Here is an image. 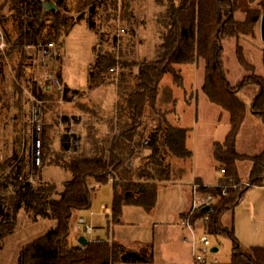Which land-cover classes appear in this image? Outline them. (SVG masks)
<instances>
[{
  "label": "trees",
  "instance_id": "1",
  "mask_svg": "<svg viewBox=\"0 0 264 264\" xmlns=\"http://www.w3.org/2000/svg\"><path fill=\"white\" fill-rule=\"evenodd\" d=\"M119 1L122 19L129 27V39L128 49L121 52L114 108L106 111L99 104L85 100L87 93L99 86L114 85V82L107 81L112 76L109 69L116 63V53L100 43L93 47L95 62L90 67L87 88L71 89L64 85V90L60 91L34 87L37 97L44 103L56 94L68 104L76 102L73 108L87 115L83 151L73 152L69 155L70 159H50V163L54 161V165L70 173L64 188L60 191L55 183L42 181L41 168L37 172L39 180L31 182L28 163L22 158L17 159L18 149L11 159H6L0 166V250L4 239L16 230L22 209L32 221L40 218L55 221L54 226L21 247L15 264H130L153 260L152 243L143 244L137 250L127 248L116 240L108 242L102 238L89 241L85 246L72 245L71 222L76 212L91 206L97 186L109 183L111 177H114L111 182V222L120 223L124 206H139L151 213L161 185L189 176L193 159L189 146L191 128L179 126L173 121L178 100L175 90L183 81L180 65L203 60L202 90L210 102L230 115V128L224 141L213 144L216 162L225 164L226 168L219 181L224 183L229 178L239 180L238 162L249 160L248 179L257 186H264V151L247 155L238 153L236 149L237 135L247 113V104L238 93L251 82L258 85L259 91L251 101V111L264 122V78L255 77V81L248 82L244 78L238 85H232L226 75L222 45L224 39L255 36L264 15V0H249L257 2V7L248 9L244 20L235 17L240 0H155L160 8L154 19L158 41L153 57L142 61L129 58L135 51L133 0H75L73 7L75 12L80 13L77 20L89 10L87 20L91 29L96 28L98 21L108 28L112 21H116ZM53 4L55 7H51ZM63 7H68L67 0H0V24L6 43L5 53L0 52V73L8 61L14 71V116L18 120L26 113L30 119L32 110V102L20 85L25 82L26 46L38 41L45 27L44 18L48 16L54 17L49 39L59 41L63 38L73 20L63 14ZM97 11H100L98 18L95 17ZM6 22L11 24L12 30L7 29ZM236 52L239 64L245 70H253L255 65L247 61L240 45H237ZM262 62L264 65V50ZM166 76H170L169 81L164 79ZM76 97L78 100H75ZM6 100V94L0 89V110L11 108ZM73 108L66 107L68 111ZM3 115L0 121L7 122L9 117ZM146 117L157 120V124L145 135L144 146L149 153L135 167L128 168L125 160L134 154L136 147L142 145L143 133H139L138 128ZM41 131L43 166L54 130L46 124ZM62 138V149L67 152L70 149L69 137L65 134ZM54 155L59 157V154ZM196 181L201 182L199 179ZM202 191L212 192L218 198L213 211L201 208L196 217L208 214L209 220L204 223L208 234L227 236L233 245L230 260L214 264H264V246L244 250L234 228L225 226L222 221L223 215L234 210L246 190L231 189L226 196H219L220 190L216 187L206 186Z\"/></svg>",
  "mask_w": 264,
  "mask_h": 264
},
{
  "label": "rangeland",
  "instance_id": "2",
  "mask_svg": "<svg viewBox=\"0 0 264 264\" xmlns=\"http://www.w3.org/2000/svg\"><path fill=\"white\" fill-rule=\"evenodd\" d=\"M74 3L75 0H67L68 7L62 8L63 14H65L67 17L73 18L70 28L66 31L62 39L59 41L49 39L50 33L52 32L54 17L48 16L44 18L45 27L43 28L42 35L38 38V41L35 44H28L26 46L27 57L25 61V82L21 83L20 85L24 89L27 97L30 98V101L32 102V108L34 104H36V101L33 99V97L41 100L37 97V92L34 91V87H36V89L55 88L62 91L61 89L57 88L54 81L49 80V70L41 66L40 60L43 53L42 50L43 46L46 44L54 42L61 45V66L57 76L63 89V82L66 83L69 88L85 89L88 87L90 67L95 62V53L93 47L96 45V43H100L105 49L112 50L113 33L118 25H121L126 30L123 37L122 51H126L128 49L127 43L129 39V27L127 22L122 19L119 6L120 1L117 8L118 12L116 21H112L108 28L103 27L101 22L98 21L96 24L97 26L94 29H91L88 25L87 18L89 16V10L84 11V17L77 20L80 13L74 11ZM132 7L136 15V24L134 27L135 51L132 56H129V58H134L138 61H142L144 59L149 60L153 57L155 43L158 41L157 35L154 31V19L160 8L156 6L155 0H133ZM255 7H257V2L251 3L249 0H240V8L238 11H236L235 17L238 20H244L247 10ZM95 14V17L98 18L100 11L95 12ZM5 26L7 29H11L10 23L6 22ZM0 44H4L3 48L0 49V52H4L6 43L1 24ZM222 45L224 47L223 59L226 75L232 85H238L244 78L247 79V82L255 81V77L264 78V65L262 62L264 41L260 36V22L258 24L255 36L241 35L238 39H224L222 41ZM237 45L242 47L247 61L250 64L255 65L253 70H245L239 64L236 52ZM204 66L203 60H201L199 67L196 65L178 66L181 69L183 81L182 84L176 87L175 90V95L178 98V102L174 116L177 118L181 117L182 121L180 123L182 126L193 128V132L191 133L192 144H200L208 138H213L214 140H217L220 137L222 138L223 134L227 132L228 129V120L226 118L228 112L210 102L202 90V84L204 82ZM113 77V74L112 76H109L107 82H114V85L105 84L99 86L90 93H87L85 100H91L94 103H97L96 101H99L101 98L102 104L106 108L113 109L115 106L114 102L116 101L117 97L115 86L117 85V81H114ZM38 78H41L42 84L37 82ZM164 79L169 81L170 76H166ZM14 80V71L11 64H9L7 61L3 72L0 73V89H2L3 93L6 94V102L10 104L11 108L9 110H0V118L3 114L4 117L6 114L7 117H9L7 122L0 121V166L5 162L6 159H11L18 149L19 156L17 159L22 158L26 163H28V169H30L28 172L29 179H32V181L35 183L39 180L37 176L38 168H41L42 178L43 169L48 167L44 171V177L48 180L47 182L55 183L57 189L61 191L64 188L65 181L70 177V173L63 168L54 165L56 162L52 161L50 163V159H70L69 155H73V152L81 153L83 151L85 147L86 123L88 121L87 115L73 108L75 107V101V103L68 104L63 99V97H59L56 94L51 100H47L46 103L41 100L43 102L41 106V126L46 124L51 125L54 131L45 165L34 167L32 165V149L33 138L35 135L33 133V126L31 123L32 110L30 119L28 118L27 113L22 119L18 120L15 118L16 116L14 115L16 111L14 108V103L16 88L13 83ZM258 91V85L255 82H251L250 84L243 87L239 91L238 95L245 103L249 104L251 102L252 96H255ZM198 95L199 102L197 101ZM75 100H78V97H76ZM197 102L199 103V110L197 109ZM205 103H208L207 105H209V109H204L203 104ZM67 106H72L73 109L68 111V109H66ZM219 111H223L224 113L220 121L217 119L219 116ZM197 120L198 122L196 123ZM212 124L214 125V128ZM70 131L72 132L71 135H79L81 138L82 142L79 149L70 148ZM65 134H67L69 137L68 143L70 149L67 152H64L62 146L60 145V138H62ZM145 134H147V132ZM259 138L260 134L257 132L255 134L256 143L253 145L252 143L248 142V135H243L240 143V151L259 152ZM148 153L149 151L147 150L146 155L136 159L134 165H132L131 168L135 167L139 160L142 157L147 156ZM54 154H59V157H56ZM242 161L244 163L243 165H246L249 162L248 160ZM221 165L225 166V164ZM213 172H215V170H213ZM239 179L246 178L240 177ZM42 181H44L43 178ZM254 190H258V188L253 187L248 189L249 192ZM112 199L113 188L111 182L99 185L97 186L93 196L91 206L88 209L78 212L79 216L89 218V213L93 211L94 216L92 217V223L95 228L94 232L90 235L91 237L95 238V236L97 237L98 234L100 236L103 233L106 234V229L104 227L106 226L105 219L107 217L106 214L111 210ZM76 213L73 215L71 222L70 242L72 245H76L78 243L77 233L86 235L82 232L78 219L76 220ZM244 213L245 211H242L240 214V227L243 228L245 238H248L251 234H253L254 230L262 231V228L259 229L258 226H251L253 225L251 222H249L251 219L248 218L246 215L247 213L245 215ZM233 215V211H227L225 213V221L230 227L231 224H233ZM252 220L255 221L257 219L252 217ZM54 223V220L52 222V219L48 218H40L37 222L32 221L28 217L25 209H22L18 216L16 230L12 234L8 235L2 243V245L4 244L3 247L6 249L4 251L5 253H3V256L0 259V264H15L17 262L21 247L26 242L43 234L48 228H50L49 226ZM209 239L211 244L213 246H217L219 250L217 252H212L210 250L207 251L205 255L207 264L229 261L232 255V241L224 235H209ZM261 245L264 244L262 243ZM243 249L248 251L250 247H244Z\"/></svg>",
  "mask_w": 264,
  "mask_h": 264
},
{
  "label": "crops",
  "instance_id": "3",
  "mask_svg": "<svg viewBox=\"0 0 264 264\" xmlns=\"http://www.w3.org/2000/svg\"><path fill=\"white\" fill-rule=\"evenodd\" d=\"M200 64L201 60L198 63L189 65H196L197 67H199ZM63 85L67 84L63 82ZM253 97L254 96H252L251 101ZM197 101L199 102V95L197 96ZM96 102L100 104V106H102L104 110H112V108L108 109L102 104L101 98ZM198 102L197 109L199 108ZM114 103L116 104V101ZM207 104L208 103L203 104L204 109L210 108ZM218 115L219 116L217 119L220 121L224 115L223 111H219ZM226 118L228 120V129L227 132L223 134L222 138L220 137L217 140L208 138L200 144H192L190 135L189 146L193 151V159L189 176L184 180L161 185L158 191L157 203L153 212L148 213L146 210L139 206L126 205L122 210V221L120 223H113L111 222L112 210H110V212L106 214L107 217L105 219L106 226L104 227L106 229V234L103 233L101 234V236L98 234V238L95 236L94 239H100L101 237H103L102 239H106L108 242L116 240L125 247L133 250L139 249L143 244H153V260L151 262H138L130 264H190V246L187 242L184 241V237L187 235V233L183 228L181 222V219L183 217L182 214L189 207L190 183L193 180L199 179L205 185L212 186L216 184L221 178V175L218 174V168L219 166H221V164L216 162L214 158L213 144L215 142L224 141L230 128L229 113ZM173 121L175 123L178 121L176 124L182 126L180 123L182 121L181 117L177 118L176 116H174ZM197 122L198 120L196 121V123ZM212 126L214 128L213 124ZM191 130L192 133L193 128H191ZM257 132L258 134H260L259 152H241L240 143L242 136L247 134L249 139L248 142L254 145V143H256L255 134ZM60 145L63 147V138H60ZM236 149L238 153L247 155H256L264 151V122L262 119L256 117V115L251 111V102L247 104L246 117L237 135ZM243 164V161L238 162L239 175L241 178L248 179L251 162L249 161L246 165ZM46 168L48 167H45L42 171V178L44 181H48L44 177V171L46 170ZM213 170H215V172H213ZM69 178H67V180ZM256 188H258V190H254L251 192L246 190L244 196L240 199L239 203L233 210V224H231V226L234 228L235 235L238 237L243 248L257 245L264 246L261 245L262 243L264 244V187L257 186ZM242 211H245L244 215L247 213L246 215L251 219V221H249L253 224L251 226H258L259 229L262 228V231L254 230L253 234H251L248 238H245L243 228L240 227V214L242 213ZM75 217L76 220L79 218L78 212L76 213ZM252 217H255V219L257 220H252ZM222 221L225 226L230 227L225 221V214L222 217ZM54 224H51L49 227L54 226ZM81 236V233H77L78 243L76 245L79 244V238ZM3 245L0 250V259L3 256V253H5L4 251L6 249L3 247ZM213 247H216L217 251L219 250L217 246L214 245ZM113 264L124 263L116 262Z\"/></svg>",
  "mask_w": 264,
  "mask_h": 264
},
{
  "label": "built area",
  "instance_id": "4",
  "mask_svg": "<svg viewBox=\"0 0 264 264\" xmlns=\"http://www.w3.org/2000/svg\"><path fill=\"white\" fill-rule=\"evenodd\" d=\"M125 28L121 25H118L113 33V42L112 46L116 53V64L110 67L109 71L114 75L113 80L119 81L120 75V60H121V52L123 50V37L125 35ZM4 44H0V49L3 48ZM42 57L40 60L41 66L43 68H47L49 70L48 75L49 80L54 81L57 88L64 90L60 81L58 79V72L61 66V45L56 44L54 42H50L43 46ZM39 84H42L41 78L37 79ZM36 101L32 108V119L31 123L33 126V149H32V165L39 166L42 163V139H41V106L42 101L33 97ZM156 118L154 117H146L140 127L138 128L139 133H143L142 145L135 148L134 154L125 160V166L131 168L134 165L135 160L139 159L141 156L146 155L147 148L144 146L146 142V132L149 131L152 127L156 125ZM70 131V148L79 149L81 145V138L79 135H71ZM226 173L225 166L221 165L218 168V174L223 177ZM31 182L32 179H30ZM114 181V177L110 178V182ZM202 182H198L193 180L190 183V202L188 209L184 212V216L181 219L183 228L186 230L187 235L184 237V241L187 242L190 246V264H207V259L205 257L208 250L211 251L213 245L209 239V234L204 226V223L209 220V215H204L201 217H196L198 211L205 207L209 206V210L213 211V208L217 202L218 196L212 192H204L202 191L203 187H206ZM219 188L220 194L219 196H226L228 192L233 189L235 191L248 190L253 187H257L252 181L249 179H239L234 180L229 178L227 182L218 181L216 184L210 186ZM264 187V186H263ZM94 216L93 211L89 213V218L84 216H79V226H81V230L89 241L94 240V237L90 235L94 232V225L92 223V217Z\"/></svg>",
  "mask_w": 264,
  "mask_h": 264
},
{
  "label": "water",
  "instance_id": "5",
  "mask_svg": "<svg viewBox=\"0 0 264 264\" xmlns=\"http://www.w3.org/2000/svg\"><path fill=\"white\" fill-rule=\"evenodd\" d=\"M51 7H55V4L51 5ZM260 36H261V39L264 41V15L261 17V20H260ZM203 209L204 210H209V206H205V207H203ZM88 242H89V240L84 235H82L79 238V244L80 245L85 246V245L88 244ZM211 251L215 252V251H217V248L213 247L211 249Z\"/></svg>",
  "mask_w": 264,
  "mask_h": 264
}]
</instances>
